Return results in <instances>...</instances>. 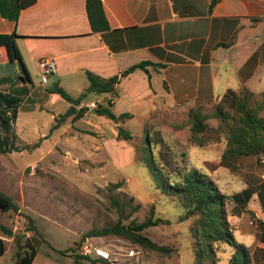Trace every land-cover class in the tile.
I'll use <instances>...</instances> for the list:
<instances>
[{"label": "rangeland", "instance_id": "1", "mask_svg": "<svg viewBox=\"0 0 264 264\" xmlns=\"http://www.w3.org/2000/svg\"><path fill=\"white\" fill-rule=\"evenodd\" d=\"M8 72L13 80L17 78L16 67L10 65ZM34 84L41 86L40 74L34 76ZM0 90H8V84ZM46 90V86L36 88L20 108L14 131L21 150L0 154V191L16 206L9 212L0 210V235L1 227L14 233V238H5L11 253H17L19 243L28 241L37 250V264H94L89 260L76 262L77 257H85L84 247L89 248L87 257L92 259H106L98 252L108 255L109 264H194L188 231L191 222H180L182 211L155 190L148 169L134 162L137 148L148 133L153 136L156 131L176 153L179 165L202 170L227 194L253 191L249 207L261 211L258 195L264 194V158L243 157L231 167L221 166L226 148L223 135L210 130L206 135L209 142L203 147L189 140L188 112L194 103L159 109L144 125L140 121L132 123L134 131L129 132L133 139L127 146L116 137L117 131L114 133L111 126L89 111L84 119L68 121L52 130L55 118L63 115L69 104L63 99L59 104H50ZM91 98L98 99L99 95L92 94ZM208 123L214 128L220 125L216 119ZM152 151L158 157L160 146L153 145ZM131 198L132 207H139L129 216L132 207L123 205ZM231 205L228 213L233 222L238 212L231 210ZM152 207L156 216L168 223L149 228L145 234L157 244L172 248L170 256L145 251L114 236L82 241L86 233L112 226L121 217L127 223L143 222L151 215ZM243 214L242 222L252 220L258 225L260 219L255 214ZM261 216L264 221L262 211ZM250 227L246 226V231ZM234 234L236 241L240 240L241 233ZM229 257L230 251L222 254L221 264H228Z\"/></svg>", "mask_w": 264, "mask_h": 264}, {"label": "crops", "instance_id": "2", "mask_svg": "<svg viewBox=\"0 0 264 264\" xmlns=\"http://www.w3.org/2000/svg\"><path fill=\"white\" fill-rule=\"evenodd\" d=\"M101 1L110 26L104 33L92 32L86 0H35L16 23L0 16V35H16L33 83L32 94L38 87L59 84L73 98L87 95L82 103L86 107L111 101L116 115H133L119 125L97 116L115 133L117 126L134 131L132 123L144 125L165 107L217 101L243 82L254 92L264 91V0H221L214 9H210L211 0ZM43 58L55 59L58 70L47 85L36 87L34 76L40 74L38 63ZM146 61L165 67H148L149 74L137 70L121 79L116 96L91 98L87 71L110 78ZM18 63L8 64L0 55V78L10 76V65L16 67L17 77L22 75ZM61 99L51 94L50 104ZM88 111L95 114L94 109ZM252 192L228 194L235 196L230 209L238 212L232 223L235 232L241 233L237 242L250 248L253 264H264V240H259L264 238L259 227L264 222V194L258 195L261 211H254L249 207ZM244 212L255 214L258 225L252 220L242 222ZM246 226L252 229L246 231ZM0 264H16V253L7 248Z\"/></svg>", "mask_w": 264, "mask_h": 264}, {"label": "trees", "instance_id": "3", "mask_svg": "<svg viewBox=\"0 0 264 264\" xmlns=\"http://www.w3.org/2000/svg\"><path fill=\"white\" fill-rule=\"evenodd\" d=\"M221 0H211L210 9H214ZM35 4V0H0V16L11 22H18L23 10ZM86 9L91 30L93 33H104L110 30L101 0H86ZM16 35H0V55H3L8 64L19 62L22 75L13 80L11 77L0 78V87L8 84V90H0V154L20 151L16 145L17 135L14 125L18 119L20 108L32 95L33 83L22 60L21 54L15 42ZM228 46V45H226ZM148 67L154 69L164 68L163 64L141 62L133 65L120 75L110 78L101 77L91 71L86 72L89 83L88 91L97 95L116 96L117 86L122 78L128 77L137 70H143L149 74ZM164 87L168 90L165 83ZM49 95L57 94L70 104L67 111L59 118H55L56 124L52 130L59 129L70 121L75 123L83 119L88 109L81 108L87 95L83 94L73 98L65 89L55 84L46 90ZM114 104L108 101L106 104H98L95 114L105 117L116 125L132 119L133 115L124 113L116 115ZM208 108L210 111L208 112ZM191 130L190 141L203 147L209 140L206 135L210 130L224 136L226 148L222 155L220 165L231 167L240 158L255 157L257 160L264 158V91L254 92L246 83H242L238 90H228L221 98L211 103L195 101L188 112ZM216 119L220 121L217 128L211 127L208 121ZM118 138L129 142L133 135L121 126H117ZM153 145L160 146L158 157L152 151ZM164 150V152L162 151ZM135 161L146 167L151 175L155 190L159 191L174 207L180 209L182 214L180 222L190 221L189 233L192 239L191 248L194 256V264H221V255L230 251L228 264H253L250 248L236 241L235 227L228 213V206L232 204L235 196L223 192L214 179L198 168H188L179 165L177 156L163 139L161 132L154 135L147 134L144 142L137 148ZM121 186V185H120ZM134 198L124 207H132ZM132 207L129 216L136 212ZM16 206L9 196L0 191V210L9 212ZM168 221L157 217L155 208L152 207L151 215L143 222L132 220L125 222L120 218L112 226L101 230L94 229L82 237V241L88 238H103L114 236L131 245L145 251L170 256L173 249L161 246L154 242L145 232L149 228L167 224ZM264 230V222L259 223ZM3 238L0 237V257L6 253L7 243L4 238H14L11 229L1 227ZM37 250L28 241L18 244L16 264H34ZM79 260H89L92 263L109 264L103 258L77 257Z\"/></svg>", "mask_w": 264, "mask_h": 264}, {"label": "built area", "instance_id": "4", "mask_svg": "<svg viewBox=\"0 0 264 264\" xmlns=\"http://www.w3.org/2000/svg\"><path fill=\"white\" fill-rule=\"evenodd\" d=\"M39 70H40V81L42 85H47L49 83V80L52 76H54L57 73L58 67L56 60L53 58H43L38 63ZM91 253L88 247H84L83 249V255L88 256ZM101 254V256L105 257L106 260L108 258V255H105L102 252H98Z\"/></svg>", "mask_w": 264, "mask_h": 264}, {"label": "water", "instance_id": "5", "mask_svg": "<svg viewBox=\"0 0 264 264\" xmlns=\"http://www.w3.org/2000/svg\"><path fill=\"white\" fill-rule=\"evenodd\" d=\"M95 112V111H94Z\"/></svg>", "mask_w": 264, "mask_h": 264}]
</instances>
